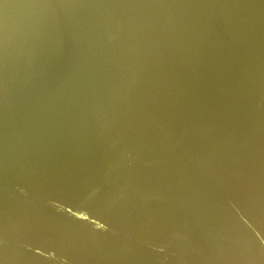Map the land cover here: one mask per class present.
<instances>
[{"label": "water", "instance_id": "1", "mask_svg": "<svg viewBox=\"0 0 264 264\" xmlns=\"http://www.w3.org/2000/svg\"><path fill=\"white\" fill-rule=\"evenodd\" d=\"M0 264H264V0H0Z\"/></svg>", "mask_w": 264, "mask_h": 264}]
</instances>
